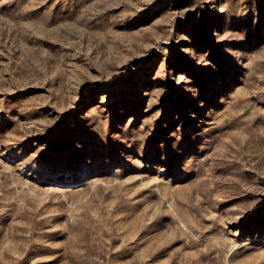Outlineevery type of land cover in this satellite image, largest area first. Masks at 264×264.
<instances>
[{
	"label": "rangeland",
	"instance_id": "obj_1",
	"mask_svg": "<svg viewBox=\"0 0 264 264\" xmlns=\"http://www.w3.org/2000/svg\"><path fill=\"white\" fill-rule=\"evenodd\" d=\"M0 264H264V0H0Z\"/></svg>",
	"mask_w": 264,
	"mask_h": 264
}]
</instances>
